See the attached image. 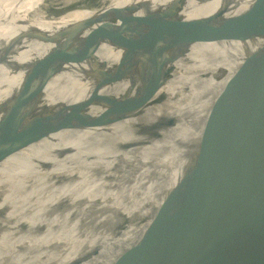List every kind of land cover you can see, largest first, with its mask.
Listing matches in <instances>:
<instances>
[{
    "label": "bare ground",
    "instance_id": "bare-ground-1",
    "mask_svg": "<svg viewBox=\"0 0 264 264\" xmlns=\"http://www.w3.org/2000/svg\"><path fill=\"white\" fill-rule=\"evenodd\" d=\"M246 1L229 16L208 0H105L47 21L45 0H0V264H112L126 249L121 264H180L220 234L247 233L264 206V146L214 154L189 186L181 174L213 101L264 45V22L248 51L222 59L163 48L162 33L155 48L99 45L118 27L179 19L198 22L180 27L187 43L210 45L222 38L200 39L202 31L258 26V1ZM155 6L169 9L135 15ZM259 80L264 97V63ZM228 182L242 187L236 198L223 192ZM222 201V212L191 220Z\"/></svg>",
    "mask_w": 264,
    "mask_h": 264
},
{
    "label": "water",
    "instance_id": "water-1",
    "mask_svg": "<svg viewBox=\"0 0 264 264\" xmlns=\"http://www.w3.org/2000/svg\"><path fill=\"white\" fill-rule=\"evenodd\" d=\"M263 8L264 0H258L255 12L257 27L228 23L225 27H216L208 32L202 31L199 38L221 39L228 31L242 32L246 35L259 34L263 30ZM109 25L111 23H101L93 31L98 32ZM263 63L264 45L245 57L213 101L202 129L194 164L185 167L181 174L184 178L183 182L188 178V186L199 175L208 158L214 154L226 149H251L264 146V97L256 93V87L260 84L259 70ZM215 139L217 144H214ZM180 184V182L174 183L167 190L165 201L158 206V211L162 210V214L167 204L169 205L168 201L178 196ZM223 190V192L230 191L231 196L236 198L243 189L239 184L228 182ZM226 204L222 201L207 205L203 210L192 215L191 220L211 216L221 208L222 212ZM156 228L157 223L150 222L137 242L150 235ZM187 242L184 240V244ZM127 250L123 251L112 264H121L120 260L129 251ZM180 264H264V206L254 214L247 233L230 239H227L226 234H220L219 239L209 240L196 255Z\"/></svg>",
    "mask_w": 264,
    "mask_h": 264
},
{
    "label": "rangeland",
    "instance_id": "rangeland-1",
    "mask_svg": "<svg viewBox=\"0 0 264 264\" xmlns=\"http://www.w3.org/2000/svg\"><path fill=\"white\" fill-rule=\"evenodd\" d=\"M47 1V2H46ZM105 0H71V2H62L61 0H45V4L41 7V10L45 13H48L49 17L46 18L47 21H53L55 19L59 20L64 18L63 15L66 16L64 13L67 10H74L75 8L80 9H91L99 7V3ZM223 0H208L209 5L219 8L221 13L229 15V16H236V8L240 10V6L238 0H228L227 2L223 3ZM258 0H247L244 7L256 2ZM221 2V3H220ZM50 5H49V4ZM54 3V4H53ZM243 7V8H244ZM65 8V9H64ZM168 10L169 6H155L147 10V13L135 14L137 16H143L145 14H153L159 13L162 10ZM79 10V9H78ZM77 10V11H78ZM81 11V10H80ZM61 13H64L63 15ZM251 13H247L246 16H250ZM63 16V17H62ZM55 17V18H54ZM54 18V19H52ZM52 19V20H51ZM66 18L63 20L65 21ZM200 21V20H199ZM88 23V22H87ZM89 22L88 24H90ZM196 19H189V20H177L168 28H152L150 31L148 28L150 26L140 27V26H123L118 27L110 32L104 34V38L102 42L99 44L101 46H113L119 48L121 50L128 51L126 49H122L120 47H131V46H143V47H150L155 48L157 47L158 40L162 39V35L158 34H165L164 40L166 43L163 45V48H174V49H186L191 50L195 53L201 54L203 56L208 55L214 59H222L226 56L235 55L237 53L246 52L251 48L252 40L254 35H246L241 32L236 34L230 33L232 35H237L235 37H229L225 35L221 41L215 42L213 44L207 43L203 47H199L198 44H194L193 41L191 43H187L185 38L188 35L180 32V27L182 25H187L188 28L194 27L195 24L197 25ZM201 23V21H200ZM194 25V26H193ZM175 27V28H174ZM174 28V29H173ZM196 28V27H195ZM175 29L178 32H175ZM149 31V32H148ZM195 31H197L195 29ZM147 32V34H145ZM154 32V33H151ZM189 33V31H187ZM193 32V31H192ZM130 33V34H129ZM241 33L240 35H238ZM119 34H128V35H119ZM145 34V36L143 35ZM144 36L142 40L138 39L140 36ZM36 39V37H33ZM216 40H213L214 42ZM155 43V44H154ZM159 43V42H158ZM194 44V45H193ZM155 45V46H154ZM138 51V50H137ZM210 60H214L209 58ZM216 61V60H214Z\"/></svg>",
    "mask_w": 264,
    "mask_h": 264
}]
</instances>
